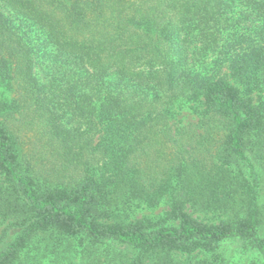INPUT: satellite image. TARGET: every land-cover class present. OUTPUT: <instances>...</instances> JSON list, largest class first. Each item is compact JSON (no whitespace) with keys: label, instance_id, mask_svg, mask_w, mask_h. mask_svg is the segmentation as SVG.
<instances>
[{"label":"trees","instance_id":"16d2710c","mask_svg":"<svg viewBox=\"0 0 264 264\" xmlns=\"http://www.w3.org/2000/svg\"><path fill=\"white\" fill-rule=\"evenodd\" d=\"M263 169L264 0H0V264H264Z\"/></svg>","mask_w":264,"mask_h":264},{"label":"rangeland","instance_id":"374dc122","mask_svg":"<svg viewBox=\"0 0 264 264\" xmlns=\"http://www.w3.org/2000/svg\"><path fill=\"white\" fill-rule=\"evenodd\" d=\"M12 95V91L8 89L5 94L7 99H11ZM176 120L178 123L182 122L183 124L197 120V116L193 112L190 103H183V106L178 111V115H176ZM26 148L28 149L29 147L26 145ZM23 150H25V146ZM50 165L51 162L49 161L47 167H50ZM260 175L262 177L259 191V206L262 212L260 227H262L261 236H264V169L261 170ZM164 207V205H161V207L159 206L154 212H152L147 204L142 203L135 208V213L139 217L143 215L152 217L154 216L153 214L161 213V210ZM193 215L199 219H207L211 221L218 220L212 219L211 214L194 212ZM5 226L6 225L1 226L0 233ZM43 235L45 234H42V236ZM42 238L43 237L34 238L25 249V252L21 256L23 262H26L27 264H76V262H80L78 258L76 259L77 239L75 235H70L67 236V238L61 239L59 244L55 243L56 239L51 240L50 237L49 241H46L48 243L47 247H44L45 249L40 248V245H43L41 244ZM252 246L253 244L251 242L229 240L218 248V252L221 258H223L224 263L227 262V264H262L263 258L259 257ZM34 256H36L35 259ZM17 264H19V262H17Z\"/></svg>","mask_w":264,"mask_h":264}]
</instances>
